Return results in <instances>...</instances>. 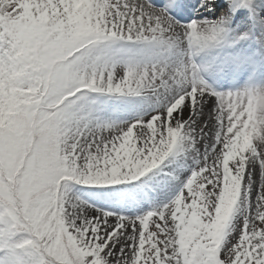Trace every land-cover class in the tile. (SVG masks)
<instances>
[{"label": "snow or ice", "instance_id": "1", "mask_svg": "<svg viewBox=\"0 0 264 264\" xmlns=\"http://www.w3.org/2000/svg\"><path fill=\"white\" fill-rule=\"evenodd\" d=\"M0 264H264V0H0Z\"/></svg>", "mask_w": 264, "mask_h": 264}]
</instances>
